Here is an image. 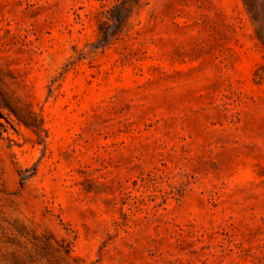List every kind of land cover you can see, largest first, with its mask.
I'll return each mask as SVG.
<instances>
[{
	"label": "rangeland",
	"instance_id": "rangeland-1",
	"mask_svg": "<svg viewBox=\"0 0 264 264\" xmlns=\"http://www.w3.org/2000/svg\"><path fill=\"white\" fill-rule=\"evenodd\" d=\"M115 2L0 0V264H264L263 34L126 0L96 48Z\"/></svg>",
	"mask_w": 264,
	"mask_h": 264
},
{
	"label": "trees",
	"instance_id": "trees-1",
	"mask_svg": "<svg viewBox=\"0 0 264 264\" xmlns=\"http://www.w3.org/2000/svg\"><path fill=\"white\" fill-rule=\"evenodd\" d=\"M135 1V7L139 8L143 5L141 0ZM242 3L255 26L258 39L262 41L260 33L264 36V0H261L260 5L257 4V0H242ZM125 9H127L126 0H116L112 7L100 6L91 13L97 26L96 48L107 46L111 37L128 31V18L121 15Z\"/></svg>",
	"mask_w": 264,
	"mask_h": 264
}]
</instances>
